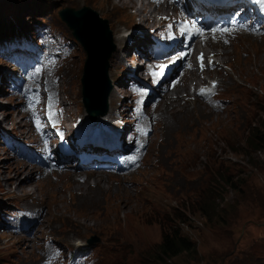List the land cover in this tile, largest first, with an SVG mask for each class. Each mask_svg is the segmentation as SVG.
<instances>
[{
    "label": "rangeland",
    "instance_id": "rangeland-1",
    "mask_svg": "<svg viewBox=\"0 0 264 264\" xmlns=\"http://www.w3.org/2000/svg\"><path fill=\"white\" fill-rule=\"evenodd\" d=\"M120 3L119 0H0V29L53 27L68 39L71 54L61 70V87L69 118L87 115L82 84L87 53L72 29L60 19L59 11L64 7L89 6L108 19L112 32L123 31L124 27L123 34L132 35L140 28L150 34L146 41L151 40L161 21L156 19L154 25L149 19L148 24H143L146 12L134 6L114 7ZM202 8L203 5L192 7ZM167 10L178 12L176 7ZM247 17L251 19L253 15ZM116 20L122 21L119 30L113 25ZM253 37L242 36L237 43H248L224 48L229 50L226 54L230 62H221L217 57L221 67L198 77L209 79V83L213 79L220 82L219 90L216 88L215 96L212 95L222 102L218 104L220 109L212 107L216 116V112L220 116L210 119L203 130L199 125L185 131L184 126L163 119L162 102L158 109L164 111L159 112L162 117L159 115L160 120L150 134L144 159L137 163L140 165L135 166L134 172L125 175L126 180L124 174H103L109 181L100 182L106 191L100 192L101 207L95 213L83 208L87 204H77L71 173L42 178L38 167L12 146L28 144L29 123L9 86L8 79L17 66L0 53V188L14 191L16 176L29 185L28 191L32 193L23 198L0 191V208L4 221L18 220L33 211L40 214L31 233L22 231L28 238L8 231L9 221L4 227L0 222V264H40V250L46 241L57 243L63 253L54 249L49 257L51 264H264V146H255L251 141L256 136L264 137V35L249 42ZM113 41L117 48L114 33ZM119 50H124L125 57L114 51L109 68L121 93L126 92L124 86L132 77L134 55L133 46ZM190 80L195 82L194 77ZM193 90L188 99L191 108L205 103L193 98ZM186 92L189 91L182 90L181 95L187 99ZM109 110L110 105L108 113ZM24 121L28 132L23 127ZM23 164L35 168L33 178L28 181H25L28 173L19 172ZM95 175L86 173L76 178L80 181L89 178L94 185ZM82 177L86 178L81 180ZM112 184L132 188L134 196L126 201L123 194L117 196L110 190ZM203 209L210 212L211 218L204 216ZM68 231L74 238L68 236ZM166 231L190 237L197 248L194 257L184 254L161 258L160 245ZM94 237L99 240L91 241ZM25 242L28 243L24 245ZM71 250L86 254L69 255Z\"/></svg>",
    "mask_w": 264,
    "mask_h": 264
},
{
    "label": "bare ground",
    "instance_id": "bare-ground-1",
    "mask_svg": "<svg viewBox=\"0 0 264 264\" xmlns=\"http://www.w3.org/2000/svg\"><path fill=\"white\" fill-rule=\"evenodd\" d=\"M226 1L231 2L232 4L235 3V2H233L231 0H226ZM119 2H121V3L114 5V7L117 8V9H122V8L130 7V6H134V7H137L138 10L146 12L147 16H146V19L142 21L143 24H148L147 20L151 19L152 24L156 25V23H155L156 15L161 17V18H164V15H169L171 13V11L167 10V7H171V6H168V4H163L162 3L161 6H160L161 8L155 6V9H154L151 6L152 4L151 3L150 4L146 3L145 0H140V1L139 0H119ZM197 3L199 5H203L200 2H198V1H197ZM162 7H164V8H162ZM204 8H205V5H203L202 9H204ZM169 10H171V9H169ZM141 13H143V12H141ZM248 14L251 15V16L253 15L250 10L245 12L246 17H247ZM247 19H249V20L253 19L252 22L248 23L249 26H251L253 28H258L259 27L260 17H256V16L253 15V17L251 19L248 18V17H247ZM253 22L256 23V26L252 25ZM37 25H39V23ZM113 25H116V28L119 30V27L120 26L122 27V21L116 20L113 23ZM113 30H114V27H113ZM122 30L123 31H119L118 33H116L115 30L113 32L114 33L115 43H116V45H118V47L115 49V51L117 50L116 54H117V56L121 55L122 58L125 57V54L123 52L124 50L123 51L119 50L120 47H125L126 45L128 47H132V46H135L138 43H140L143 46L144 44H146L145 42H146V39L149 38L148 36H150V34H148V32L146 33L143 29H140V28L138 29V31L136 33H133L132 35L123 34V32L125 31L124 27H122ZM149 32H150V29H149ZM248 36H250V35H247L246 37H248ZM255 39H257L256 36H254L251 39V41H249V42H253V41H255ZM240 42H242V44L243 43H248V42H244V41H238V43H237V41H236L233 44H227L226 46L223 47V49L226 48V47H229V46L235 47V44L241 45ZM244 45H248V44H244ZM223 49H222V51L217 50V49H214L213 51L217 54L218 60H220L221 62L225 63L226 62L225 60H227V62H230L229 61L230 60L229 59L230 56H229L228 53L226 54V52H228L229 50H223ZM203 51H204L205 57H207L208 54L210 53V51H207V50H203ZM131 63H132L131 65H132V68H133L131 71L134 72L135 68H137L135 65H137L138 63H137V61H133ZM244 63L246 64L245 61H244ZM110 64L112 66L111 60H110ZM122 64H123V61H122ZM218 67H221V63L217 61L216 66H215L214 69H211V70L210 69L197 70L196 65L193 63L192 69L190 70L189 74L183 79V82H182L181 86H179V88L175 91V96H172V97L168 98L167 100H165L163 102V108L165 110V115H163V119H166L167 121H173L174 124L176 123V126H180V127L184 126L183 127L184 130L188 131L189 129L196 128L199 125L202 127L200 130H203L206 127V125L208 124V121L210 119H212L214 117L217 118L218 116H220V112L219 113L216 112L217 113V116H216L215 112L212 109V107H214V108H218L219 107V109L221 108L220 105H218V104L222 103V102L221 103L219 102L220 99L215 98V97H211V96L207 95L206 93L201 92L200 89H199L200 84L208 83L209 79L206 80V78H204V77H202V79H198V77L201 74H205L206 75L210 71H215ZM110 69L111 68H109V77L113 81V85H114L113 86V90L114 91L112 90L113 92H111L112 94H110V96H109V105H110V108L114 111L115 109L118 108V99H119L120 87H119V83H115L114 79L112 78L113 76H111ZM225 70L227 71V69H225ZM126 73H128L127 70H126ZM229 76H232L235 79L234 75L229 74ZM191 77H194L195 82L190 80ZM114 78H116V77H114ZM117 79H119V77L116 78V80ZM189 80H190L191 83H188ZM229 81H231V82L233 81L231 77H229ZM115 85H116V87H115ZM191 85H192V87H191ZM189 88L191 90H189ZM192 88L195 89V91L193 90V92H194V97L193 98H199L202 101H204L206 104L205 103L196 104V105H194L193 108L190 107L191 103H190V101L188 99H189V96H191ZM182 90L189 91L188 93L186 92L187 93L186 94L187 95V99L185 97H183V95H181ZM167 101H170V102L168 103ZM195 101H196V99H195ZM163 111L160 112V110H159L160 113H163ZM23 127L26 128V122L25 121H24ZM164 127H165V129L168 128V126L166 127V125ZM25 132H28V128H26ZM5 133H2V135H5ZM5 143H7V140L5 141ZM34 171H35L34 167H32L30 165H27V164H23V168L19 172L28 173L26 175V180H25V181H28L29 179L33 178V172ZM132 171H134V170H132ZM16 174H18V173H16ZM61 175H64V173H62ZM15 177L16 176L13 177V180H14L13 183L15 182V184H16L15 187H14V191H12L10 189H7V188H4V187L0 188V191L1 192L8 191V192H11L12 194H18V195L22 196L23 198H26V197L30 196V194H32V193L28 191L29 190V185H26V183L24 181H19ZM70 177H71L72 181L74 182L73 183L74 184V188H76V190H73V191H75L78 194L77 195V204L79 206H81L83 204H87V205L83 206L84 209H87L88 211H92L93 213L97 212L96 208L99 209L101 207V198H100L101 195H100V192L106 191V186L105 185H101L102 183H100V182L101 181L107 182V181H109V178L106 177V176L104 177L103 174H97V175L94 176V178L96 179V183L94 185H91V183L89 181V178L86 179L85 181H80V180H77L78 178H76V176L74 174H70ZM123 178H124V180H126L125 179L126 176H124ZM16 180H18V181H16ZM110 190L112 192H116L117 196H119V194H123L126 197V201H127V198L130 197L131 195L134 196L132 188L125 187V186H122V185H119V184L118 185H113L112 184L110 186ZM21 191H23L25 193L21 194L20 193ZM126 204H128V203L126 202ZM48 211L49 210H47V213H48ZM0 217H1L0 218V222H3L4 220H3V215H2V208H0ZM37 221H38V219H36V222ZM66 223H67L68 226L71 227V229L73 228V226L71 224H69L68 222H66ZM87 230H89V229H87ZM68 232H69L68 236L71 237V238H74V235H72V232H70V231H68ZM75 233H77L76 230H75ZM18 234L21 235L22 238L26 237V235H24L22 232L18 233ZM26 238H28V237H26ZM27 243L28 242H25L24 245H26Z\"/></svg>",
    "mask_w": 264,
    "mask_h": 264
},
{
    "label": "water",
    "instance_id": "water-1",
    "mask_svg": "<svg viewBox=\"0 0 264 264\" xmlns=\"http://www.w3.org/2000/svg\"><path fill=\"white\" fill-rule=\"evenodd\" d=\"M59 16L87 53L82 78L85 107L92 117L105 113L112 88L108 76L109 60L116 49L109 21L89 6L64 7ZM98 240L94 237L91 241Z\"/></svg>",
    "mask_w": 264,
    "mask_h": 264
},
{
    "label": "trees",
    "instance_id": "trees-1",
    "mask_svg": "<svg viewBox=\"0 0 264 264\" xmlns=\"http://www.w3.org/2000/svg\"><path fill=\"white\" fill-rule=\"evenodd\" d=\"M15 31L14 26H6L0 29V39L3 38H9ZM252 143L253 145H259L261 144L264 146V137H253L252 138ZM204 216L206 218H211V214L209 211H206L203 209ZM160 250H161V258H168L172 259L175 257L182 256L184 254H190L192 257L197 253V248L193 240L185 236L181 233L177 232H168L166 231L163 233V239L160 245ZM82 252V251H77Z\"/></svg>",
    "mask_w": 264,
    "mask_h": 264
},
{
    "label": "snow or ice",
    "instance_id": "snow-or-ice-1",
    "mask_svg": "<svg viewBox=\"0 0 264 264\" xmlns=\"http://www.w3.org/2000/svg\"><path fill=\"white\" fill-rule=\"evenodd\" d=\"M201 60H203V56H201Z\"/></svg>",
    "mask_w": 264,
    "mask_h": 264
}]
</instances>
